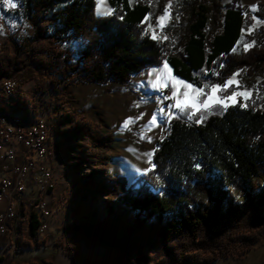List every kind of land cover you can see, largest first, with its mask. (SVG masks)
Listing matches in <instances>:
<instances>
[{"label": "trees", "instance_id": "16d2710c", "mask_svg": "<svg viewBox=\"0 0 264 264\" xmlns=\"http://www.w3.org/2000/svg\"><path fill=\"white\" fill-rule=\"evenodd\" d=\"M20 2L34 38L25 57L0 50V116H32L25 100L3 89L30 62L49 74L43 93L81 82L124 84L164 63L202 88L203 96L216 84L224 87L239 70L247 77L264 73V41L242 48L248 15L233 3L174 0L163 28L168 38L159 40L149 21H157L166 0H111L116 7L108 15L97 13V0ZM257 14L264 19V0ZM68 39L79 42L77 51L63 46ZM50 132L58 145L78 137L87 160L101 164L97 171L105 173V182L96 184L94 173L79 179L81 186L95 188L84 196L111 195L103 206L105 218L98 208L84 210L50 233L53 246L62 244L79 264H212L249 252L264 236V87L247 102L176 110L151 167L130 185L123 175L109 177L104 167L112 158L114 133L70 111ZM39 225L32 212V236ZM80 241L104 249L106 257L84 253Z\"/></svg>", "mask_w": 264, "mask_h": 264}, {"label": "rangeland", "instance_id": "374dc122", "mask_svg": "<svg viewBox=\"0 0 264 264\" xmlns=\"http://www.w3.org/2000/svg\"><path fill=\"white\" fill-rule=\"evenodd\" d=\"M173 1L166 0L164 10L157 18L158 21L167 11L168 15L162 24L158 25L157 21L155 23L149 21V24L152 25L149 28L150 32L152 36L153 33L155 34L156 39L165 40L164 37L168 38L163 28L168 22L170 16L169 6ZM11 2L16 4L15 8H12L5 0H0V50L10 51L20 57H25V51L32 46L35 29L29 21L20 0H11ZM220 2L224 7L233 3L243 8L248 15L243 32V49L247 50L264 41V19L257 14L261 0H220ZM115 7L116 5L112 4L111 0H97V13L99 15H108L115 10ZM79 45V42L73 39H68L63 43V46H68L73 51H77ZM246 45L250 46L246 47ZM165 64L167 69H165ZM16 76L18 77L14 79L19 80L21 86L15 94L26 101L32 116L17 115L12 116L13 119L18 120L22 126L28 127L31 120L34 121L42 116L48 119L51 131V127L58 122L62 114L70 111L78 118L88 121L92 125H98L103 131L114 133L117 141L110 148L109 153L112 158L104 167L111 178L123 175L127 185L132 184L142 172L151 167L157 142L166 134L173 113L178 109L181 110L174 107V105L178 99H184L183 93L185 91L189 93L192 91L191 89H185L183 84H190L193 88L201 89L177 75L169 63L146 68L133 75L130 81L124 84L117 82L108 84L81 82L63 87L60 90H49L47 88L45 93L41 92L40 87L46 89L49 74L46 70L38 68L33 62H30L28 67L18 72ZM158 78L161 85L154 87L153 85ZM177 80L182 81L183 84L176 85ZM228 81H234V83L225 89ZM263 83L264 73L247 77L245 72L239 70L226 81L224 87L219 84L214 85L220 86L221 89L215 94L214 99L224 101L227 106L236 104L239 101L247 102L258 93H261L264 87ZM221 91L224 92L222 95H220ZM174 92L175 96L173 95ZM244 92L251 95L249 97L237 95L235 101L228 99L234 93ZM210 93L211 89L208 94ZM0 94H3L1 89ZM206 99L207 95L199 97L201 102ZM214 103L212 102V104ZM153 116L157 117V122L149 128L148 124ZM129 118H132L134 122L128 128H125V122ZM60 145L53 148L51 158L56 161L59 152L58 167L62 173V182L55 190L57 195L55 198L64 199L65 210L58 217V222H55L46 233L52 244L54 240L50 236L51 231L63 228L68 223L69 217L72 219L69 222H72L74 217L82 211H93L98 208V216L105 218L102 213L103 206L111 198L108 192H98L84 196L85 193L93 192L95 188L92 189L89 186L90 189H87L85 185L81 186V182H79L81 177L88 175V173H94L95 183L102 184L105 182L106 176L104 172L97 171L101 166L99 162L87 160L79 138L76 136L70 137ZM118 210L123 212L122 208H118ZM23 223L24 221L21 218V222H19L20 233H23L26 228ZM21 238V242L17 243L15 241V244L25 247L27 244L24 242L23 236ZM63 239L66 242L67 237ZM79 245L82 251L90 256L105 258L107 255L106 251L100 247L88 248L82 241L79 242ZM58 248L64 250L62 244H58ZM23 251L24 249L15 253L21 254ZM65 255L74 259L66 252ZM23 257L29 258V256L19 255L15 259H22ZM43 263L56 264L49 260H45ZM29 264H40V262L30 261ZM212 264H264V236L249 252L244 254L235 252L222 256Z\"/></svg>", "mask_w": 264, "mask_h": 264}, {"label": "built area", "instance_id": "2783aa9c", "mask_svg": "<svg viewBox=\"0 0 264 264\" xmlns=\"http://www.w3.org/2000/svg\"><path fill=\"white\" fill-rule=\"evenodd\" d=\"M3 89L6 93L12 91L9 85ZM50 134L49 121L44 117L42 124L33 127L22 126L10 115L0 120V202L4 203L0 209V236L8 237L5 251L18 252L11 234L20 215L28 216L29 225L30 215L35 213L40 221L38 233L42 235L65 210L63 198L49 197L62 182L59 152L54 163L46 164L47 158L53 155V148L58 146L53 144ZM30 180L36 188L32 193L29 192Z\"/></svg>", "mask_w": 264, "mask_h": 264}, {"label": "crops", "instance_id": "0c3cea01", "mask_svg": "<svg viewBox=\"0 0 264 264\" xmlns=\"http://www.w3.org/2000/svg\"><path fill=\"white\" fill-rule=\"evenodd\" d=\"M14 118V117H12ZM51 163H54V160L51 157L47 158L46 164L50 165ZM59 164V160H58ZM29 192L32 193L35 191V186L33 184V181H29ZM56 196V193L53 195H49L50 198H53ZM4 207V203L0 202V209ZM23 209L21 208V211ZM65 215V213H64ZM21 218L24 221V225L26 226L23 233H20L19 231V222H21ZM72 220L70 217L68 218V222ZM19 222H16L14 225L11 237L12 240L17 243L21 242V237L23 236L24 242L27 244L25 247L21 245H17L18 252H21L23 249V253H15L13 251H5V244L8 240V237L6 236H0V263L1 264H29V262H37L40 264H44L43 261L49 260L51 262H55L56 264H78L77 261H75L72 258H69L65 255V252L63 249L58 248L57 246H53L51 243V240L47 238L46 234L40 235L37 233L36 236H32L29 232V225L28 223V216L27 215H20ZM58 220L56 221V223ZM44 247V248H43ZM54 248V252L47 255L50 250ZM19 255L29 256V258L23 257L22 259H15ZM13 259V260H12Z\"/></svg>", "mask_w": 264, "mask_h": 264}, {"label": "snow or ice", "instance_id": "6c2138e0", "mask_svg": "<svg viewBox=\"0 0 264 264\" xmlns=\"http://www.w3.org/2000/svg\"><path fill=\"white\" fill-rule=\"evenodd\" d=\"M6 3H8L12 8H15L16 7V4L15 3H12L11 0H5ZM170 7V6H169ZM168 15L167 11L165 13L164 16H161L158 21H157V24L160 25L162 24V22L165 20L166 16ZM152 25L149 24V28H151ZM156 36L155 34L153 33V39H155ZM165 39H167V37H164ZM250 45H246V47H249ZM165 69H167V65L165 64ZM176 85H180V84H183L182 81H179L177 80L176 82ZM234 83V81H228V84L225 86V89L228 87V86H231L232 84ZM161 85V81L160 79L158 78L157 81L155 82V84L153 85L154 87H158ZM183 87L185 89H191V93H189L188 91H185L183 93V96H184V99L183 100H177V103L174 105V107H177V108H180L181 110H184V109H187V108H191L195 111H199L202 107L203 108H209L212 106V102H215V103H220V104H223V106H227L226 103H224V101L222 100H215V94L221 90L220 89V86H212L211 87V93L210 94H207V99L204 101V102H201L199 100V97L201 95H205L204 93V90L201 88V89H197V88H193L192 85L190 84H183ZM173 95L175 96V92L173 93ZM237 95H243L245 97H249L251 94L250 93H247V92H244V93H234L232 96H229L228 99L229 100H233L235 101L236 100V96ZM246 106V105H245ZM163 111V110H162ZM191 118V117H189ZM133 119L132 118H129L128 121L125 122V128H128L129 125L131 123H133ZM157 122V117L156 116H153L151 121L149 122L148 124V127L150 128L152 126V124L156 123ZM143 138V137H142Z\"/></svg>", "mask_w": 264, "mask_h": 264}, {"label": "bare ground", "instance_id": "6f19581e", "mask_svg": "<svg viewBox=\"0 0 264 264\" xmlns=\"http://www.w3.org/2000/svg\"><path fill=\"white\" fill-rule=\"evenodd\" d=\"M19 83H20L19 80L8 79V80L4 81L3 88L5 87V85H9V87H12V91H10V93H7V94L8 95H14L18 91V89L20 88V86H18ZM0 119L5 120V115L2 114ZM42 123H43L42 118L35 119L34 121L31 120L28 127H33V125H35V124H42Z\"/></svg>", "mask_w": 264, "mask_h": 264}]
</instances>
